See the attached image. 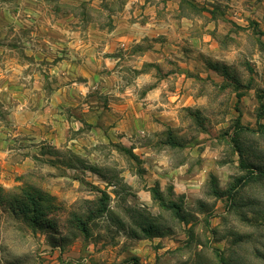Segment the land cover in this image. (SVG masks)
Wrapping results in <instances>:
<instances>
[{"label": "rangeland", "instance_id": "rangeland-1", "mask_svg": "<svg viewBox=\"0 0 264 264\" xmlns=\"http://www.w3.org/2000/svg\"><path fill=\"white\" fill-rule=\"evenodd\" d=\"M50 1L40 14L33 0L0 3V264H264V0H245L243 26L216 4L220 48L200 55L232 63L228 76L190 67L189 110L130 142L85 119L105 81L35 53L34 32L47 37L62 8ZM23 192L35 224L12 211L14 198L33 211Z\"/></svg>", "mask_w": 264, "mask_h": 264}, {"label": "crops", "instance_id": "crops-1", "mask_svg": "<svg viewBox=\"0 0 264 264\" xmlns=\"http://www.w3.org/2000/svg\"><path fill=\"white\" fill-rule=\"evenodd\" d=\"M43 1L33 0L34 13L42 12ZM56 1L61 2V11L50 13L48 10L47 37L34 32L33 36L39 37L34 38L32 46L35 53L40 54L43 47L58 53L59 59L53 67L71 63L78 68L77 72L88 78L98 77L100 82H106L108 87L104 88L105 84L101 83L100 92L92 96L106 104L85 103L88 110L91 108L97 113L96 118L87 116L85 119L97 130L108 131L103 132L104 136L115 142H130L129 138L137 132L140 139L148 138L149 130H158L164 124L171 126L175 114L183 108L189 110L181 103L184 98L195 96L191 94L194 90H186L194 77L189 73L190 67L196 69L199 64L216 75L228 76L225 72L232 63L205 62L200 52L206 53L207 42L211 41L214 50L220 48L216 34H220L224 24L217 14V3L226 2L231 6L224 16L236 26L245 23L244 13L248 7L245 0ZM206 2L212 5H206L210 10L201 12L202 15L187 8L197 9ZM0 3L7 5L8 0H0ZM77 8L82 13L76 14ZM72 19L82 28L70 25ZM105 19L107 25L102 23ZM62 75L58 73L59 78ZM166 96H170L174 104L167 105Z\"/></svg>", "mask_w": 264, "mask_h": 264}, {"label": "trees", "instance_id": "trees-1", "mask_svg": "<svg viewBox=\"0 0 264 264\" xmlns=\"http://www.w3.org/2000/svg\"><path fill=\"white\" fill-rule=\"evenodd\" d=\"M23 195L24 196L26 195L28 197V199L30 200V203L32 205L33 211L32 212L29 211L28 205L27 206H24V203L22 201H20L19 199H17V198H14L13 199V202H12V205H13V208L12 209L13 210L12 211L13 212L16 211V213L22 214L23 215V218H25L26 220H29L31 223L35 224V223H37V220L40 219V218H38L37 215L35 216V214L41 212V211L38 212V209H36V207H37V200L34 197H32L30 195H27L24 192H23ZM12 196L15 197L14 194L7 195V197H9V198H11ZM5 200L7 201L8 199H5ZM31 213H33V214H31Z\"/></svg>", "mask_w": 264, "mask_h": 264}]
</instances>
